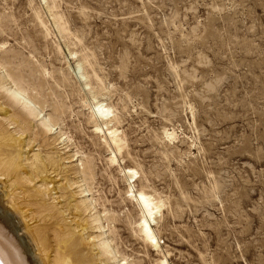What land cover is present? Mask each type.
<instances>
[{"label": "rangeland", "instance_id": "374dc122", "mask_svg": "<svg viewBox=\"0 0 264 264\" xmlns=\"http://www.w3.org/2000/svg\"><path fill=\"white\" fill-rule=\"evenodd\" d=\"M0 89V192L51 259L59 232L85 264H264V0H0Z\"/></svg>", "mask_w": 264, "mask_h": 264}, {"label": "bare ground", "instance_id": "6f19581e", "mask_svg": "<svg viewBox=\"0 0 264 264\" xmlns=\"http://www.w3.org/2000/svg\"><path fill=\"white\" fill-rule=\"evenodd\" d=\"M54 18H56V17H54ZM41 23H42V21H41ZM57 24H58V26H60L59 23H57ZM44 25L45 24H43V27H44ZM62 33H64V31ZM2 46H4V45H2ZM2 49H4V48L2 47ZM76 73H78V72H76ZM8 86H9V84H8ZM14 90L15 91H12V92H14L12 94L17 99V101L19 100L20 104L22 103L20 101L25 100V104H28L29 106H31V103H33V102H31V99L28 97L27 94H25L26 89L24 91H22L20 89H17V87H16V89H14ZM36 90H38V89L36 88ZM3 94H5V93H3ZM8 94L9 93H7V95ZM11 95H9V96H11ZM9 98H12V97H9ZM95 106L97 108V116H98L99 120H101L102 124L107 126V128H108V126L113 122V119H112L113 110L111 108H108L107 106H105V104H103V103H97ZM27 107L28 106H26V108ZM33 107L34 106L30 107V109H31L30 112L28 111L29 113L32 112L31 116L39 111V110H37V108H36V110H37L36 111L34 109L35 107L34 108ZM62 115H64V114H62ZM57 116H55V117H57ZM57 118H59V117H57ZM54 122H57V121H54ZM44 125H45V123H44ZM53 125H54V123L52 124V123L47 122L45 127L48 129V131H50L51 128L53 129ZM55 125H56V123H55ZM96 129L99 131H102V129L100 128L99 125H97ZM94 131H96V130L94 129ZM164 132H165L164 135L167 139V142H168V140L173 142V140L176 138L175 133L174 132L171 133L168 130L164 131ZM108 133L110 134V136L109 135L108 136L111 137V139H112L113 146L115 145V148L120 149V143L121 142H120V138L117 134L119 132H117L116 130H112ZM3 149H7L9 152L11 150V146L9 145L7 139L4 136H1V134H0V177L2 178V176H5V177H7V179L8 178L11 179V177H12L13 173H15V169H17L16 167L18 165L16 166V160H15V157L13 156V154L7 155V151H5ZM117 149H116V151H118ZM121 149H123V148H121ZM120 151H122V150H120ZM118 153H119V151H118ZM113 159L115 160L114 157H113ZM112 162L114 163V161H112ZM110 163H111V159H110ZM87 166H89V165H87ZM84 174L85 173H83V175ZM127 176H128V179L130 182L131 181L135 182V180L138 177L134 171H129ZM10 179H8V180H10ZM18 182H19V180H18ZM12 183L14 184V182H12ZM2 184L5 185L6 183L2 182ZM13 184H12V186H13ZM17 185H18V183H17ZM2 188L5 189L6 187L4 186ZM10 188H12V187H10ZM4 193L5 192H0V264H85L83 262V260L79 258V254L76 252V250H74L75 246H74V244L71 243L72 239L70 238V236H67L66 234H61L59 232H57L55 234L56 240H57V248L55 251L56 254H55V257L53 259H51V254H50L51 250H50L48 237L45 235V233L43 231L41 232L40 230L32 228L31 227L32 225L29 226V224H27V222L25 220L26 217H24L23 211L20 208L18 209V207L14 203L12 205V200L10 202L9 196L4 194ZM129 194H131V192ZM132 194H133V192H132ZM137 199H138L139 204L142 205L143 211H144L143 222H142V224L139 223V224H141L140 225V232L144 234L145 239L150 243V245H152L156 249L160 248L158 246V242H159L158 236L152 230V227H151L152 225L150 223H151V221L156 222L158 220V216L161 214L162 205L159 204L158 202L154 201L150 196L146 195L143 192H141L138 195ZM147 218H150V220ZM21 222L24 223L23 226H22ZM138 228H139V226H138ZM23 232H24V234H22ZM105 242H103V244ZM103 246H105V249L107 250L108 254H110V257L112 256L113 260L117 259L116 250L114 249L115 251H113L112 247H110V242H109V244L105 243ZM117 255H118V253H117ZM123 260H124V258H123ZM166 260H163V262H161L160 264H169L168 261H166Z\"/></svg>", "mask_w": 264, "mask_h": 264}]
</instances>
